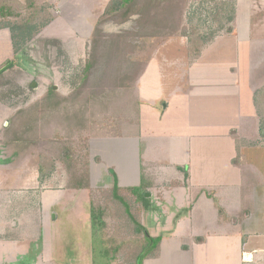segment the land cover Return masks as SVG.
Listing matches in <instances>:
<instances>
[{"label": "rangeland", "instance_id": "374dc122", "mask_svg": "<svg viewBox=\"0 0 264 264\" xmlns=\"http://www.w3.org/2000/svg\"><path fill=\"white\" fill-rule=\"evenodd\" d=\"M109 1L0 0V6L21 12L22 20L31 12L24 6L35 3L37 23L43 26L38 30L33 23L23 31L18 24L21 19L0 17V25H4L0 28V68L6 61L12 63L0 76V264H131L124 254L104 256L105 240L113 232L131 235L130 226L125 223L127 218L117 216L119 226L115 230L108 222L105 233L94 231L89 192L68 188L66 168L55 149L43 142L59 135L64 139L72 136L77 147L89 141L93 188L110 189L115 173L118 185L136 183L138 187L143 180H152L146 194L149 205L140 202L133 208L150 237H175V241L169 240L174 246L166 251L164 264H190L193 240L240 228L229 223L237 213V199L226 200L224 186L218 190L189 189V178L201 170L213 167L211 170L224 178V151L213 149L207 140L194 142L195 166L185 165L190 155L189 138L196 132L188 128L190 120L200 126L197 136L220 132L224 119L234 122L236 148L249 149L243 152L239 148L243 156L234 160L241 171L249 174L254 170L264 181V152L260 148L264 147V116L258 114L254 104L255 93L264 87V38L254 39L249 52L246 45L240 56L236 26L231 34L219 32L210 13L213 7L203 6L200 0H173L177 31L154 41L128 90L86 113L76 131L66 119L57 120L39 126L38 134L32 137L36 142H30L25 151L8 144L9 121L21 110L43 99L51 88L67 98L74 93L75 85L85 84L81 76ZM257 1L259 6L264 3ZM157 2L166 8L169 0ZM139 18L134 16L133 20ZM131 26L135 28L136 24ZM188 26L215 35L199 58L189 55L188 40L181 36L182 28ZM104 30L114 33L121 28L107 23ZM249 30L244 25L240 36L245 35L247 40L252 32ZM192 97L189 116L186 108ZM147 111L159 115L161 124L154 125L158 117L146 115ZM243 114L245 118L241 119ZM143 119L145 130L140 132ZM215 122L221 124L212 126ZM139 132L138 140H128ZM42 159L54 164L52 176L43 183L39 181ZM121 171L124 174L118 175ZM207 172L201 178L209 177ZM176 192L183 196L174 199ZM260 193L264 200V189ZM192 204H196V210ZM262 205L259 209L263 211Z\"/></svg>", "mask_w": 264, "mask_h": 264}, {"label": "trees", "instance_id": "16d2710c", "mask_svg": "<svg viewBox=\"0 0 264 264\" xmlns=\"http://www.w3.org/2000/svg\"><path fill=\"white\" fill-rule=\"evenodd\" d=\"M200 3L213 7L210 13L219 32H224L225 35L233 33L237 17L236 0H200ZM26 7L27 10L31 9V12L24 20L22 13L14 7L0 6V17L5 20L21 19L18 24L23 31L33 23H36L37 29H41L43 26L37 23L39 14L37 15L35 3L29 2L24 6ZM134 16L140 18L133 20ZM101 19L102 25L96 28L89 60L86 62L84 75L81 76V80H85L82 88L79 84L75 85L74 93L67 98L60 97L56 89L51 88L43 99L21 110L13 121H9L11 128L8 144L14 147L16 145L19 152L25 151L30 142H36L32 137L38 134L39 126L43 124L66 119L68 126L76 131L78 125L85 120L86 113L97 105L117 99L120 93L128 90L140 71L143 55L154 41L177 31L173 0H169L166 8L157 0H110ZM107 23L120 26L121 30L106 33L104 25ZM131 24H136V27L132 28ZM181 36L188 40L189 55L197 58L202 55L207 42L215 37L214 33H201L196 26L183 27ZM26 43L27 40L24 45ZM11 66L12 63L6 61L0 68V76ZM254 104L258 114L264 116V87L255 93ZM75 122L76 125L73 124ZM73 125L75 127H72ZM75 131L73 129L72 132ZM60 136L43 142L55 149L57 157L66 168L69 175L68 188L89 192L90 220L94 231L105 233L108 222L113 224L115 230L119 226L117 216L127 218L125 223L130 226L128 230L131 235L128 234V237L113 232L112 236L105 240L107 246L104 256L116 258L124 254L126 262L131 264H143L145 259L157 257L162 239L147 234L138 219L137 210L133 208L134 204L140 202L147 205L149 199L146 194L151 188L152 180H149V183L143 180L138 187H121L114 178L110 189L93 188L89 141L77 147L72 136L65 139ZM42 160L39 164L41 183L52 176L54 170L53 162ZM233 162L237 164L235 160Z\"/></svg>", "mask_w": 264, "mask_h": 264}, {"label": "crops", "instance_id": "0c3cea01", "mask_svg": "<svg viewBox=\"0 0 264 264\" xmlns=\"http://www.w3.org/2000/svg\"><path fill=\"white\" fill-rule=\"evenodd\" d=\"M257 1V0H256ZM255 0H236V9H237V17L235 21V26L237 30L236 37L238 36L237 45L239 46V54L240 56L244 55V48L246 45L251 46V42L253 43L254 39L264 38L262 33H264V3L262 5H258V1ZM262 6V7H261ZM258 15V19L255 20L253 17ZM250 20H254V24L250 23ZM252 24V25H251ZM242 29H241V27ZM244 25L247 27V30L250 28L252 32L249 34L247 40H245V35H241V30L244 33ZM252 26V27H251ZM249 30V31H250ZM248 36V34H247ZM246 36V37H247ZM255 41V40H254ZM244 50V51H243ZM243 51V52H242ZM227 71L230 69H226ZM193 97L190 102H187L189 106L186 108L189 109V116L192 114V107L194 104H191L193 101ZM187 100L189 97L187 96ZM165 107V106H164ZM166 108V107H165ZM245 110V109H244ZM146 115L158 117L154 125L161 124L159 118L160 116L150 112H145ZM147 117V116H146ZM245 118L244 114L242 115L243 119ZM147 119V118H146ZM140 124V132L145 130L144 128V120ZM155 120V119H154ZM165 122V118H164ZM162 122V123H164ZM234 123V122H233ZM230 122L229 119H224L223 125L219 122L213 123L212 126L220 125L222 126V130L218 133L211 132L212 134H204L202 136H197L198 126L199 124H193L190 120L188 122V128L196 131L194 134L190 136V155L188 158V162H185V165L190 164L191 167L195 166V147L194 142L198 140H207L210 142L213 149L218 148L221 151H224V178H220L221 175L218 171L211 170L213 167L206 169L204 171L198 172L199 174H193L189 178V189L193 186L198 189H203L204 187L207 190L211 189H220L224 186V198L227 200L235 201L237 199V210L235 213V218L230 219L229 222L233 226L240 225L239 231H225L224 233H215L210 234L202 239H195L190 244L191 249V257L190 264H264V200L261 198L260 193L262 189H264L263 182L260 177L256 174L254 170H250L249 174L241 171V167H239L238 162L235 166L233 165L234 159H236L239 155L242 158L243 154L238 152L243 149V152L249 150L247 146L242 148V146L235 145V138L232 137L236 132L233 130L235 126ZM146 124V123H145ZM217 126L216 128H219ZM200 127V126H199ZM140 132L134 138H129L128 140H138L137 137L140 136ZM202 137V138H201ZM214 141L218 143L215 144ZM217 147H216V146ZM211 146L207 147L208 151ZM262 152H264V147H260ZM260 151V152H261ZM214 153V150H213ZM240 153V154H239ZM235 156H237L235 158ZM263 156V155H262ZM237 165V167H236ZM174 168L178 169L176 166L171 165ZM252 166V165H250ZM121 167V166H120ZM119 167V168H120ZM250 168V167H249ZM252 168H255L252 166ZM122 169V168H121ZM93 165H91V175H92V183H93ZM180 170V168L178 169ZM208 170H211L207 172ZM257 170V169H256ZM132 172V170H131ZM210 175L207 178H201L202 175ZM113 173V171L111 172ZM118 175H123L124 172H117ZM128 177H131L127 174ZM197 176V177H196ZM117 179V175L113 176ZM258 177V178H257ZM136 184V183H134ZM125 183L119 186L121 187H135L137 185ZM138 184V183H137ZM205 188V189H206ZM181 189V188H180ZM261 190V191H260ZM204 191V190H201ZM229 191V192H228ZM238 192V197L233 192ZM254 191H258L255 193ZM180 192V191H178ZM174 193V199H179L182 197V193ZM224 199V201H225ZM190 201H192L189 198ZM185 201V200H184ZM183 203V202H182ZM226 203V202H225ZM260 204L263 207V211L260 208ZM149 205V202H148ZM183 204H181L182 206ZM191 207V206H190ZM146 208H149L147 206ZM183 209V207H181ZM192 208L196 210V204H192ZM200 224V223H198ZM179 225V222H178ZM178 228V227H177ZM226 229H228L226 227ZM169 240L175 241V237L169 239H163L161 241L160 249L157 257L146 259L144 264H164L163 260H165L166 251L171 249L174 246L173 243H170ZM175 257V255H173ZM176 262V260H174Z\"/></svg>", "mask_w": 264, "mask_h": 264}]
</instances>
